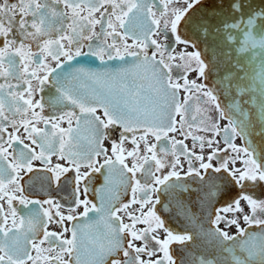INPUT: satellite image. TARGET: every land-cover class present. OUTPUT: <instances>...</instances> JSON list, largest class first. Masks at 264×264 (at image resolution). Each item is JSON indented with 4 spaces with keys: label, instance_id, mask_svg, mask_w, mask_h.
<instances>
[{
    "label": "snow or ice",
    "instance_id": "6c2138e0",
    "mask_svg": "<svg viewBox=\"0 0 264 264\" xmlns=\"http://www.w3.org/2000/svg\"><path fill=\"white\" fill-rule=\"evenodd\" d=\"M251 7L248 0H0V201H6L12 217L9 225L0 203V264H81L78 225L64 226V221L77 220L74 213L81 207V217L100 214L107 229L91 249L90 264H221L214 253L186 260L183 250L202 240L226 257L231 254L227 264H253V242L260 240L255 255L264 264V144L251 139L254 134L264 138V72L257 111L246 76L235 65L220 70L228 55L223 51L226 44L241 50L257 43L264 48V9ZM97 24L99 33L94 30ZM100 39L103 46L89 43L88 52L82 51L85 42ZM176 44L184 46L178 57L172 54ZM89 55L101 61L105 55L109 61L127 63L126 56L141 61L151 70L155 95L121 87L122 79L109 83L113 74L106 62L104 69L73 83L69 78L84 69L74 74L75 66L65 61ZM190 72L200 83L188 80ZM181 91L188 94L183 102ZM193 92L207 97L228 121L223 129L216 120L204 122L201 130L211 134L208 139L187 130L192 127L187 113ZM190 135L191 148L185 143ZM221 135L224 147L217 139ZM237 137L244 147L235 144ZM129 142L130 148L125 146ZM33 177L57 192L71 188L67 215L51 196L41 201L25 195L24 184ZM90 190L100 196L99 206L89 198ZM233 193L230 203H221ZM17 200L32 205L26 231L25 219L16 221ZM213 202L219 208L212 214L210 230L198 231L204 206ZM43 204L49 208L41 215ZM229 212L234 218L222 215ZM173 217L186 226L174 229ZM241 219L248 228L241 227ZM49 222L60 224L71 238L47 231ZM233 225L237 232L230 235L226 228ZM37 227L43 229L42 239L35 234ZM253 227L261 229L259 236L249 231ZM239 240L249 253L243 259L233 247ZM45 241L48 256H42ZM56 241L67 260L52 257Z\"/></svg>",
    "mask_w": 264,
    "mask_h": 264
},
{
    "label": "flooded vegetation",
    "instance_id": "af4514ba",
    "mask_svg": "<svg viewBox=\"0 0 264 264\" xmlns=\"http://www.w3.org/2000/svg\"><path fill=\"white\" fill-rule=\"evenodd\" d=\"M13 2H15V0H13ZM86 14H87V10L85 9V12L83 13V15H86ZM157 16H159V13H157ZM94 17H95V19H100V14L95 13ZM112 19H113V21H115V17H112ZM94 30H95V32L99 33L101 31L100 25L97 24L95 26ZM117 30L122 31L119 28H117ZM111 42H112L111 37H108L107 43L110 44ZM89 43H92V46L94 48H98V46H103L104 41H103V39H100V40H95L94 42H85L82 46L83 52H85V53L88 52V44ZM127 43L129 45L132 44L131 38L128 39ZM120 48H121V53L124 54L123 44H120ZM152 50L153 49H149V54L151 53ZM183 50H184L183 45L176 44L173 48L172 54L176 55L178 57ZM187 51H192V49L189 48V49H187ZM165 55H168V53H165ZM142 59L143 58L141 57V60ZM126 60H127V63H125L124 61H121L119 59H114V60L109 61L107 58V55H105L104 60L101 61V59L98 56L89 55V56L77 57L73 61H70V62L65 61V64L75 66L74 68H72V71L74 74H75L76 69H78V68L84 69V71L82 73H80L78 76L74 75V77L69 78L72 80L73 83H77L81 78L88 79V73L89 72L100 71V70L104 69L105 62H106L108 68L111 69L112 74H113L109 80V83H114L118 79H122V83L120 85L121 87L128 88L129 90H132V89L137 90L136 89V87H137L136 78H138V76H136V74H135V71H136L135 65L137 64V62H140V61H136L133 57H127V56H126ZM174 62L180 63L181 61L176 60ZM51 63H52V66L54 67L55 62L53 61ZM33 67H34V65H33ZM122 68L128 69V71L122 72L121 71ZM139 78H140V76H139ZM188 80L189 81L196 80L197 83H200V81L196 77L195 72H190L188 74ZM182 82L183 81H181V83ZM185 95H188V94H186L183 91H181L179 93V98H180L181 102H183V98ZM38 96H39V94H38ZM191 96H192V99L188 103L189 112L187 113L188 122L190 124H192V127L187 129V130L191 133V135L203 136L205 139L210 138V135H211L210 133L201 130L204 122L211 124V122L213 120H216L219 122V126L221 129H223L225 126L228 125V121L226 119L220 118L219 114L214 110L213 102H211L207 97L198 98L197 94L195 92L191 93ZM44 98H45V100L49 99V97L47 95H45ZM62 110L67 111L68 109H62ZM49 111H50V109L46 107L45 108V114H48ZM193 116L196 117V121L194 123L191 120V118ZM201 118H203V119H201ZM177 119H179V117H177ZM40 126L43 127V124H41ZM63 126L67 127L66 124ZM9 130L11 131V129H9ZM86 134H87L86 130H82V135H86ZM170 135L175 136L176 139H184V137L181 136L180 133H172ZM191 135L189 136L188 139L185 140V143L190 148L192 147V144H193V141L191 139ZM217 139L220 141L219 146L224 147L223 136L221 135L220 137H217ZM152 142H155L154 139L152 140ZM234 142L238 147H244V141L241 138L237 137ZM125 146L130 148L131 147L130 142H129V144H127ZM209 151H210V149H208L206 147L203 154L205 156H207ZM197 152H199V145L198 144H197ZM52 159H53V162L55 163L56 158L53 157ZM186 168H187V164L185 163V169ZM42 175L43 174H41V176ZM81 187H83V185H81ZM24 188H25V195L28 196L30 199L43 201L45 199H48L51 196V198L54 201H57L62 205V207L60 208L61 213L64 215L68 214L67 205L70 202V193H71L70 187L64 191L57 192L55 190V186H53L52 189H49L46 181H44L42 183V181L39 177H33V180L31 182L24 184ZM260 191H261L260 189H257V195H259ZM105 196H106L105 203H107L108 202V194H105ZM233 197H234V193L231 195L225 196L223 198V200H221V203L222 204L230 203L231 199ZM89 198L94 203H96L98 206L100 205V203H101L100 196L92 194L91 190H90ZM122 199L126 202L128 197H122ZM191 199L195 203V207L198 209L197 214L200 215L201 214L199 211L200 205L198 203H196V196L194 193L192 194ZM0 203H3L4 213L8 214L9 225H11V219H12V217L10 215L11 208H9L6 201H0ZM13 207L17 211V216H16L17 224H19L22 217L25 219L24 230L26 231L28 229V219H29V217L27 216V212H28V208H31L32 205H28L27 207H25L24 205H21L19 203V201L17 200V201L13 202ZM135 207H138V205H133V208H135ZM48 208H49L48 204H43V206L41 208H39L38 210L40 211V213L42 215L44 209H48ZM218 208H219V205H217V204H215V207H214V204L212 206H209L207 204L204 206L202 219L200 220V224L197 225L198 231L201 228L205 232L210 230L212 214ZM50 211L53 214H55L57 209L53 207L50 209ZM82 212H83V208L81 207L77 210L76 213H74L75 215H77V220L76 221H64V226L71 229L74 223L78 225V228H79L78 243L80 246L79 256H80L81 264H90V261L93 258L91 255V249L98 241L103 240L104 234L106 233L107 229L105 228V218L102 217L100 214L89 213L88 217H81L79 214ZM247 212H248V208L245 207V213H247ZM120 215H122L124 217V222L128 223V218L123 213V211L120 213ZM222 215H225V217L227 219H232V218H234L235 214L229 212L226 214L222 213ZM44 219L46 220L47 218H44ZM54 219H58V217L54 216ZM171 224H172L173 228L176 230H182L186 226V224L183 223L182 220H177L175 217L172 218ZM219 227L224 229L225 225L223 223H220ZM241 227L248 228V225L244 224L242 219H241ZM253 228H256V227H253ZM226 230L229 232L230 235H235L237 232V229L234 225L231 227H227ZM47 231L55 232L59 235V234L63 233V228L58 223L49 222V223H47ZM42 232H43V229L37 227L35 234L40 239H42L43 238ZM63 236L65 238H71V233L70 232L63 233ZM41 247L46 250L42 253V256H48L49 252L47 250L50 248L49 242L45 241L44 244L41 245ZM204 247L205 248H215V249L219 248V247L214 246L208 240H202V241H198L197 244L193 245L191 249L204 248ZM186 251H188V250H186ZM31 254L33 256L36 255L35 251H32ZM222 254L223 253L220 252L219 256H221ZM51 255L53 258L62 256V254L60 252L59 241H56L52 245ZM235 255L241 256L242 253L240 251H235ZM185 257H187V256H185ZM62 258L65 260L68 259L67 256H62ZM229 260H231V259H229ZM219 261H221V264H227L228 259L219 260ZM41 264H45V262L42 260Z\"/></svg>",
    "mask_w": 264,
    "mask_h": 264
},
{
    "label": "water",
    "instance_id": "95a60500",
    "mask_svg": "<svg viewBox=\"0 0 264 264\" xmlns=\"http://www.w3.org/2000/svg\"><path fill=\"white\" fill-rule=\"evenodd\" d=\"M248 2L251 4V10L258 11L259 9H264V0H248ZM259 24L260 22L257 21ZM259 39V37H257ZM223 51L225 53H228V55L223 56L221 63H220V70L223 72L226 70L227 67H231L233 65L236 66V70L239 71L241 76H246V83L249 84V94L252 98V106L254 108L259 109V100H260V75L262 72H264V48H261L259 44L256 45H249L247 46L246 50H241L238 45L226 44L223 48ZM136 71L135 74L138 76L136 78L137 83V90H143L145 93H148L151 96L155 95L154 87H155V81L152 77V73L150 68H148L146 65L142 64L141 61L137 62L135 65ZM235 75V72L233 73ZM140 76V78H139ZM247 98V97H246ZM145 104H147V101H145ZM150 110V108H149ZM256 131H259V126L257 125ZM252 141L255 145L264 144V138H261L258 135H252L251 137ZM244 141V140H243ZM215 207V202H213ZM211 209V208H210ZM251 233H255L257 236L261 234V229L259 227L251 228L249 229ZM260 240H256L253 242L255 245L252 247V251L254 255L252 257H249V259L252 260L253 264H260V257L258 255H255L256 252L259 250L260 246ZM243 244V240L237 241L236 245H234L235 251H240L242 253L240 257L243 259L244 257H248L249 253L243 249L241 246ZM184 255L187 256L186 260L189 262L194 256H198L199 253H203L204 255H209L211 253L215 254V258L218 260H226V259H232L231 254L227 257L222 254L219 256V253L221 251L220 248H197V249H191V250H183Z\"/></svg>",
    "mask_w": 264,
    "mask_h": 264
}]
</instances>
